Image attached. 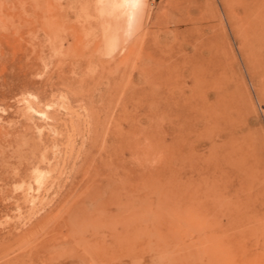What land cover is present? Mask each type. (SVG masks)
Returning <instances> with one entry per match:
<instances>
[{
    "label": "rangeland",
    "instance_id": "obj_1",
    "mask_svg": "<svg viewBox=\"0 0 264 264\" xmlns=\"http://www.w3.org/2000/svg\"><path fill=\"white\" fill-rule=\"evenodd\" d=\"M0 264H264V0H0Z\"/></svg>",
    "mask_w": 264,
    "mask_h": 264
},
{
    "label": "bare ground",
    "instance_id": "obj_2",
    "mask_svg": "<svg viewBox=\"0 0 264 264\" xmlns=\"http://www.w3.org/2000/svg\"><path fill=\"white\" fill-rule=\"evenodd\" d=\"M133 3V0H122V5L129 8V6ZM129 207V206H128ZM123 211V210H122ZM126 219V218H125ZM129 223V222H128ZM131 224V223H130ZM133 224V223H132Z\"/></svg>",
    "mask_w": 264,
    "mask_h": 264
}]
</instances>
